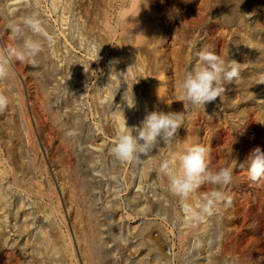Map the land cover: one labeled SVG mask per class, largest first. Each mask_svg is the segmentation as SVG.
Returning <instances> with one entry per match:
<instances>
[{
	"label": "rangeland",
	"instance_id": "1",
	"mask_svg": "<svg viewBox=\"0 0 264 264\" xmlns=\"http://www.w3.org/2000/svg\"><path fill=\"white\" fill-rule=\"evenodd\" d=\"M28 16L39 33L23 27ZM26 40L41 51L13 58L0 80L9 100L0 112V264H264V179L238 164L264 150V0H0V52ZM209 46L240 76L204 107L183 103L184 73ZM151 111L183 112L178 136L139 160L116 158L123 114L133 127ZM193 144L209 149L214 170L233 169L223 189L231 205L199 220L159 172ZM211 188L187 203L197 207Z\"/></svg>",
	"mask_w": 264,
	"mask_h": 264
},
{
	"label": "clouds",
	"instance_id": "2",
	"mask_svg": "<svg viewBox=\"0 0 264 264\" xmlns=\"http://www.w3.org/2000/svg\"><path fill=\"white\" fill-rule=\"evenodd\" d=\"M23 27L39 33L41 25L38 18L28 16L23 21ZM21 30L20 27L14 28L17 32ZM40 51L39 42L26 40L20 51L0 52V80L8 78L13 58L31 59ZM194 59L196 62L185 71L180 82V101L183 103L204 107L218 97L221 98L226 90L225 85L240 76L239 64L231 59H223L210 46L195 51ZM259 83H264V76L259 78ZM123 100L128 108L135 107L133 92L128 96L126 91ZM8 103L7 96L0 94V112L7 108ZM184 119L183 112L151 111L145 115L139 126L128 127L123 114V125L111 152L121 161L139 160L148 156L161 140L167 146L178 136V129L182 127ZM208 157L209 149L206 146L193 144L179 154L164 159L159 165V172L168 180L169 191L180 199L183 211L191 220L211 215L220 203L226 202L225 206L232 203L231 196H227L223 189L232 183L233 169L220 167L214 170L209 165ZM245 162L252 181L264 179V150L260 146L250 149L246 160L238 164L243 167ZM205 185H211L212 188L200 194V204L193 207L187 203L190 195Z\"/></svg>",
	"mask_w": 264,
	"mask_h": 264
},
{
	"label": "bare ground",
	"instance_id": "3",
	"mask_svg": "<svg viewBox=\"0 0 264 264\" xmlns=\"http://www.w3.org/2000/svg\"><path fill=\"white\" fill-rule=\"evenodd\" d=\"M143 28H144V27H143ZM46 39H47V38H46ZM40 41H41V40H40ZM41 75H42V74H41ZM38 78H39V77H38ZM42 81H43V80H42ZM41 83H42V82H41ZM4 112H5V111H4ZM18 118H19V117H18ZM68 124H69V123H68ZM114 127H115V125H114ZM28 130H29V129H28ZM37 130H39V129H37ZM26 132H27V131H26ZM27 133H28V132H27ZM30 134H31V132H30ZM73 134H74V133H73ZM25 135H26V134H25ZM30 136H31V135H30ZM42 138H43V137H42ZM27 142H28V141H27ZM25 143H26V142H25ZM22 146H23V145H22ZM31 146H33V145L31 144ZM30 148H31V147H30ZM34 148H35V145H34ZM32 149H33V148H32ZM45 149H46V148H45ZM17 150H18V148H17ZM25 150H26V149H25ZM22 152H23V151H22ZM17 153H18V152H17ZM36 154H37V153H36ZM23 156H24V155H23ZM85 157H87V156H85ZM88 158H89V156H88ZM27 160H28V159H27ZM86 160H87V159H86ZM88 160H89V159H88ZM88 160H87V161H88ZM20 162H22V161L20 160ZM33 162H34V161H33ZM67 162H68V161H67ZM89 162H90V161H89ZM90 163H91V162H90ZM20 164H21V163H20ZM86 164L88 165L87 162H86ZM30 165H31V164H30ZM34 165H35V164H34ZM71 165H72V164H71ZM87 165H86V167H87ZM28 167H29V166H28ZM28 167H27V168H28ZM27 168H26V169H27ZM37 168H38V167H37ZM34 169H35V168H34ZM31 170H32V169H31ZM39 170H40V169H39ZM27 171H28V170H27ZM13 176H14V175H13ZM1 180H2V179H1ZM16 180H18V179H16ZM29 182L31 183V180H30ZM35 182H36V181H35ZM19 183H20V182H19ZM42 185H43V184H42ZM30 186H31V185H30ZM24 187H25V186H24ZM31 187H33V186H31ZM31 187H30V188H31ZM39 187H40V186H39ZM42 187H43V186H42ZM1 188H3V187H1ZM27 188H28V187H27ZM40 188H41V187H40ZM40 188H38V189H40ZM44 188H45V186H44ZM47 188H48V187H47ZM31 189H32V188H31ZM33 189H35V188H33ZM45 189H46V188H45ZM29 190H30V189H29ZM41 190H42V188H41ZM48 190H49V188H48ZM38 192H39V191H38ZM38 192H36V193H38ZM42 192H43V191H42ZM46 192H48V191H46ZM2 193H3V192H2ZM33 193H34V192H33ZM6 194H7V193H6ZM41 194H42V193H41ZM48 194H49V193H48ZM3 196H4V195H3ZM3 196H2V197H3ZM7 196H8V195H6V197H7ZM39 196H40V195H39ZM48 196H49V195L46 194V197H48ZM136 196H137V195H136ZM8 197H9V196H8ZM36 197H37V196H36ZM137 197H138V196H137ZM18 198H19V197H18ZM134 198H135V197H134ZM1 199H3V198H1ZM34 199H35V198H34ZM36 200H37V199H36ZM136 200H137V199H136ZM8 201H9V200H8ZM21 201H24V200H21ZM21 201H20V202H21ZM134 201H135V200H134ZM138 201L140 202L141 199H140V200L138 199ZM138 201H136V202H138ZM20 202H19V203H20ZM7 203H8V202H7ZM35 203H36V202H35ZM35 203H34V204H35ZM38 203H40V200H39ZM9 205H11V204H9ZM25 206H26V205H25ZM52 206H53V205H52ZM15 207H16V206H15ZM10 208H11V207H10ZM10 208H9V209H10ZM36 208H38V207H36ZM53 208H54V206H53ZM43 210H44V209H43ZM40 211H41V210H40ZM11 212H12V211H11ZM11 212H10V214H11ZM28 212H29V211H28ZM47 212H48V211H47ZM49 212H50V211H49ZM12 213H13V212H12ZM19 213H21V212H19ZM164 213H165V212H164ZM13 214H15V213H13ZM138 214H139V213H138ZM15 215H16V214H15ZM142 215H143V213H142ZM16 216H17V215H16ZM27 216H29V215L27 214ZM47 216H48V215H47ZM49 216H50V215H49ZM139 216H140V215H139ZM143 216H145V215H143ZM212 216H213V215H212ZM215 216H216V215H215ZM19 217H20V216H19ZM45 217H46V216H45ZM14 218H15V217H14ZM26 218H27V217H26ZM49 218H50V217H49ZM140 218H141V217H140ZM140 218H139V219H140ZM5 219H6V218H5ZM7 219H8V218H7ZM142 219H143V218H142ZM142 219H141V220H142ZM216 219H217V218H216ZM0 220H1V219H0ZM11 220L14 221L15 219H14V220L11 219ZM20 220H21V219H20ZM212 220H213V219H212ZM212 220H211V221H212ZM1 221L4 222V219L1 220ZM6 221H7V220H6ZM44 221H46V220H44ZM50 221H54V220L50 219ZM58 221H59V220H58ZM138 221H139V220H138ZM141 222H142V221H141ZM13 223H14V222H13ZM45 223H46V222H45ZM211 223H212V222H211ZM5 224H6V223H5ZM7 224H9V222H8ZM49 224H50V223H49ZM213 224H214V223H213ZM14 225H15V224H14ZM16 225H17V224H16ZM16 225H15V226H16ZM22 225H23V224H22ZM28 225H30V223H29ZM59 225H60V224H59ZM140 225H141V224H140ZM208 225H210V224H208ZM15 226H13V227L15 228ZM17 226H18V225H17ZM60 226H61V225H60ZM141 226H142V225H141ZM212 226H213V225H212ZM2 227H5V226H2ZM13 227H12V228H13ZM57 227H58V226H57ZM0 228H1V227H0ZM133 228H134V227H133ZM133 228H132V229H133ZM139 228H140V227H139ZM213 228H214V227H213ZM3 229H6V228H3ZM7 229H8V228H7ZM7 229H6V230H7ZM48 229H49V228H48ZM53 229H56V228L53 227ZM135 229H136V228H135ZM143 229H144V227H143ZM209 229H210V226H209ZM44 230H45V228H44ZM133 230H134V229H133ZM4 231H5V230H4ZM10 231H11V230H10ZM16 231H17V227H16ZM42 231H43V229H42ZM42 231H41V232H42ZM208 231H210V230H207V232H208ZM0 233H1V232H0ZM45 233H46V230H45ZM45 233H43V234L45 235ZM47 233H48V232H47ZM205 233H206V232H205ZM1 234H2V233H1ZM5 234H6V233H5ZM10 234H11V233H10ZM10 234H9V235H10ZM43 234H41V235H42L44 238L47 237V240H48V239H49L50 241L52 240V238H48V236H44ZM9 235H8V236H9ZM11 235H12V234H11ZM46 235H47V234H46ZM48 235H50V233H48ZM199 235H200V234H199ZM199 235H198L197 237H199ZM204 235H205V234H204ZM2 236H4V235H2ZM58 236H59V235H58ZM144 236H145V235H144ZM149 236H150V235H149ZM6 237H7V236H6ZM50 237H51V235H50ZM91 237H92V236H91ZM142 237H143V236H142ZM145 237H148V235H146ZM200 237H201V235H200ZM143 238H144V237H143ZM148 238H149V237H148ZM148 238H147V240L149 241ZM203 238H204V237H203ZM45 239H46V238H45ZM91 239H92V238H91ZM138 239H139V238H138ZM145 239H146V238H145ZM197 239H198V238H197ZM49 240H48V241H49ZM93 240H94V238H93ZM150 240H151V239H150ZM153 240H155V239H153ZM10 241H11V240H10ZM12 241H13V240H12ZM30 241H31V240H30ZM42 241H43V240H42ZM42 241H41V240H40V241L38 240V242H42ZM199 241H200V238H199ZM3 242H4V241H3ZM21 242H22V241H21ZM52 242H53V241H52ZM151 242H152V241H151ZM12 243H14V241H13ZM15 243H16V242H15ZM22 243H23V242H22ZM46 243H47V242H46ZM49 243H50V242H49ZM141 243L143 244L144 242L141 241L139 244H141ZM10 244H11V243H10ZM16 244H17V243H16ZM23 244H24V243H23ZM23 244H22V245H23ZM36 244H37V243H36ZM58 244H59V243H58ZM12 245H13V244H12ZM37 245H38V244H37ZM39 245H41V244H39ZM39 245H38V246H39ZM47 245L49 246V244H47ZM94 245H95V243H94ZM144 245H145V244H144ZM17 246H18V245H17ZM42 246H44V245H42ZM42 246H41V247H42ZM18 247H19V246H18ZM20 247H21V245H20ZM20 247H19V248H20ZM49 247H50V246H49ZM150 247H151V246H150ZM224 247H225V246H224ZM39 248H40V247H39ZM52 248H54V247H51L50 250H51ZM94 248H95V246H94ZM226 248H227V246H226ZM20 249H21V248H20ZM43 249H44V248H43ZM62 249H63V248H62ZM149 249H150V248H149ZM16 250H17V249H16ZM45 250H46V248H45ZM54 250H55V249H54ZM46 251H49V250H46ZM63 251H64V250H63ZM25 252H27V251H25ZM54 252H55V254H56L57 251L55 250ZM54 252H53V253H54ZM49 253L53 254V253H52V250H51V252H49ZM57 253H58V252H57ZM51 254H50V255H51ZM55 254H53V255H55ZM64 254H65V253H64ZM70 254H73V253H71V251H70ZM147 254H148V253H147ZM222 254H223V253H222ZM24 255H25V254H24ZM37 255H38V254H37ZM39 255H40V254H39ZM56 255L58 256L59 253L56 254ZM97 255H98V253H97ZM51 256H52V255H51ZM57 256H55V257H57ZM73 256H74V255H73ZM73 256L71 255L72 258H73ZM95 256H96V255H95ZM100 256H101V255H100ZM100 256H99V257H100ZM205 256H206V255H205ZM36 257H37V256H36ZM52 257H53V256H52ZM66 257H67V256H66ZM218 257H219V256H218ZM69 258H70V257H69ZM72 258H70V259H72ZM145 258H146V257H145ZM209 258H210V257H209ZM59 259H60V258H59ZM59 259H58V260H59ZM64 259H66V258H64ZM96 259H97V258H96ZM116 259H117V258H116ZM28 260H30V259H28ZM62 260H63V259H62ZM62 260H61V261H62ZM98 260H99V259H98ZM102 260H103V259H102ZM112 260H113V259H112ZM202 260H203V259H202ZM59 261H60V260H59ZM71 261H72V260H71ZM136 261H137V260H136ZM224 261H225V260H224ZM28 262H29V261H28ZM32 262H33V260H32ZM54 262H55V261H54ZM54 262H52V263H53V264L57 263V262H55V263H54ZM221 262H222V261H221ZM33 263H34V262H33ZM42 263H43V262H42ZM49 263L51 264V262H49ZM117 263H118V262H117ZM117 263H116V264H117ZM134 263H135V262H134ZM147 263H148V262H147L145 259H140L139 261L136 262V264H147ZM47 264H48V263H47ZM57 264H58V263H57ZM59 264H60V262H59ZM132 264H133V263H132ZM150 264H151V263H150Z\"/></svg>",
	"mask_w": 264,
	"mask_h": 264
}]
</instances>
